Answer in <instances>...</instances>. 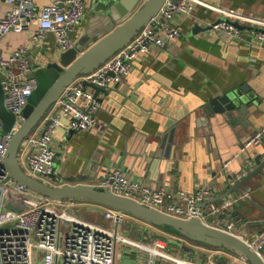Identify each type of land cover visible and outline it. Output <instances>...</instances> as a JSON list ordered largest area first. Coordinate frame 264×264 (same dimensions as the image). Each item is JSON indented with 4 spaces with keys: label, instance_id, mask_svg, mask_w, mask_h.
<instances>
[{
    "label": "crops",
    "instance_id": "1",
    "mask_svg": "<svg viewBox=\"0 0 264 264\" xmlns=\"http://www.w3.org/2000/svg\"><path fill=\"white\" fill-rule=\"evenodd\" d=\"M204 1L264 18V0ZM47 2L35 0L38 8ZM111 2L87 0L83 23L72 34L75 43ZM7 10L8 5L0 0V18ZM222 17L226 16L204 6L178 17L181 33L169 50L153 49L139 56L131 75L119 86L99 93L101 108L91 130H71L64 120L53 140L55 166L64 178L59 186L104 188L109 170L119 167L152 188L165 186L191 193L208 187L213 200L221 203L232 182L256 168L257 158L264 160V143L241 150L245 139L264 124V45L255 40L253 28L241 23H237L240 37L207 29L209 23ZM36 27L33 21L30 31L10 33L0 44L5 56L21 44L30 45L29 57L38 76L60 51L53 33L45 42L33 43L31 32ZM226 93L240 94L244 113L237 111L229 118L226 113L212 112V101ZM240 188L264 208V170ZM229 196L241 195L234 192ZM79 208L90 213L82 215L76 209L78 217L110 227L102 207L85 204ZM227 212L220 222L235 221V233L256 245L264 233V224H257L264 222V212L240 197ZM207 222L213 225L214 217L207 216ZM131 223L142 233L133 238L121 232L117 247L122 259L118 264H143L152 245V235L144 236L151 225L133 218ZM183 246L179 244L176 254L171 252V257L161 260L169 264L207 263L204 252L192 263L183 254L190 249ZM259 249L264 256V245ZM219 264L235 263L223 256Z\"/></svg>",
    "mask_w": 264,
    "mask_h": 264
},
{
    "label": "built area",
    "instance_id": "2",
    "mask_svg": "<svg viewBox=\"0 0 264 264\" xmlns=\"http://www.w3.org/2000/svg\"><path fill=\"white\" fill-rule=\"evenodd\" d=\"M4 1L8 10L0 18V43L10 33L30 31L31 22L35 21L37 27L31 32L33 43L45 42L47 35L53 33L60 52L74 46L72 34L83 23L87 0H48L41 8L37 7L35 0ZM198 6L226 16L209 23L208 30L240 37L241 30L237 23H241L253 28L256 32L255 40L264 45V18L241 14L204 0H165L160 11L127 45L97 69L80 75L65 88L24 145L21 160L26 171L34 178L60 185L64 178L55 166V132L63 125L64 120L68 121L71 130H91L101 108L100 102L94 96V90L85 82L108 89L119 86L124 78L131 75L134 62L139 56L149 54L153 49H170L181 33L177 18L194 13ZM29 50L30 45L21 44L5 56L0 44V80L5 96L4 106L15 116L9 132H1L0 121V264H118L122 259L117 247L121 237L118 230L128 219V215L103 208L104 217L111 224L110 227H101L78 217L76 209L90 203L74 199L60 201L43 197L44 203L24 212L10 210L5 206L16 191L36 195L24 184L9 178L5 167V156L13 133L18 130L20 121L23 120V110L38 88V78L29 57ZM39 128L40 133L36 134ZM263 143L264 124L245 139L241 150L245 151ZM103 187L178 218H198L208 223L207 216L212 215L213 226L231 233L237 230L235 221L224 220L221 223L223 219L220 216L227 217V211L238 201V197L243 199L242 196H228L221 203H217L208 187H200L191 193L170 190L165 186L152 188L119 167L109 170ZM203 203H206L205 208L201 207ZM53 208L58 212H54ZM62 228L67 231L64 233ZM181 238V241L176 238L174 240L180 242V245L184 242L193 247L183 254L189 260L195 258L197 261L199 257L194 249L205 245H192L187 239ZM175 241L169 240L168 243ZM153 243L143 264H158L159 258L171 257L165 250V241L156 240ZM257 244L253 247L264 258L259 249L264 245V233ZM209 249L212 251H206V264H219L223 256L231 255L226 249ZM240 260L244 258L240 256Z\"/></svg>",
    "mask_w": 264,
    "mask_h": 264
},
{
    "label": "water",
    "instance_id": "3",
    "mask_svg": "<svg viewBox=\"0 0 264 264\" xmlns=\"http://www.w3.org/2000/svg\"><path fill=\"white\" fill-rule=\"evenodd\" d=\"M105 5L103 13L95 17V24L88 29L74 46L59 52L53 61L47 63L38 77V88L31 96L22 113L18 130L13 133L5 156V167L8 177L24 184L35 194L16 191L6 202V208L24 212L44 203L43 197L63 201L74 199L87 202L102 208L122 212L128 217L154 227H164L173 230L174 234L183 237L194 244L226 249L244 258L248 264H264V258L246 238L231 233L223 228L210 225L198 218L183 219L162 212L124 196L117 195L108 188H97L88 184L54 185L31 176L21 160L24 145L29 136L40 124L45 114L54 103L80 75L88 74L111 58L117 51L127 45L141 28L162 8L165 0H111ZM94 90L98 98L104 87L85 82ZM240 95V94H239ZM237 93H226L212 101V112L226 113L230 118L239 111L244 113L242 98ZM4 91L0 84V121L1 132H9L15 116L4 106ZM256 168L241 178L235 179L229 192L221 199L236 192L243 199L250 201L264 212V208L251 200L241 186L264 170V160L256 159ZM206 203L201 204L205 208ZM207 214V213H205ZM243 219H245L243 217ZM248 221L247 219H245ZM247 223V222H246ZM252 224L249 222V225ZM263 225L264 222H258ZM188 250V247H185Z\"/></svg>",
    "mask_w": 264,
    "mask_h": 264
},
{
    "label": "rangeland",
    "instance_id": "4",
    "mask_svg": "<svg viewBox=\"0 0 264 264\" xmlns=\"http://www.w3.org/2000/svg\"><path fill=\"white\" fill-rule=\"evenodd\" d=\"M38 78V77H37ZM108 89V88H106ZM253 147V146H252ZM8 195L6 196V199H7ZM54 212H58V210L56 209H52ZM77 210H79L82 215H86V214H89L90 212H88L87 210H84V208H78ZM88 218V217H87ZM134 220V219H133ZM132 222V218L131 219H128L127 221L123 222L118 230L119 233H121V231H124L126 235H129V237H133V238H136V236H141V229H138L134 226H132L131 223ZM135 222V221H134ZM63 232L65 233L67 230H65L64 228H62ZM148 232L145 233L144 236H148V233H150L152 235V241L151 243L154 245V241L156 240H163L167 243V248L165 249L166 252L171 255L170 253L171 252H174V254L177 253V248L176 246H174L173 244L171 243H168L169 240L171 241H175L174 238L178 239V240H182L181 237L177 236V235H174V234H170V233H166L164 231H162L161 229L157 228V227H154V226H150L148 227ZM136 235V236H135ZM162 236H165L166 238L168 239H163ZM184 244V246L188 247L190 250H192L193 247L189 246V245H186V243L184 242H181ZM190 243V242H189ZM191 244V243H190ZM194 245V244H192ZM208 247V248H206ZM209 248H216V247H209V246H199L197 249H194L195 250V254L198 256V257H201L202 253L204 252V256H207L205 251L207 250H210L212 251V249H209ZM186 253H188V251H186ZM148 255V254H147ZM227 258V261L229 262H234L235 264H248L247 262L245 261H241L240 260V257L239 256H236V255H228V256H225ZM159 261H161L162 264H169V261H165V260H161V258L158 259ZM192 263L196 262L195 261V258H192ZM205 261H208V257L206 258Z\"/></svg>",
    "mask_w": 264,
    "mask_h": 264
},
{
    "label": "trees",
    "instance_id": "5",
    "mask_svg": "<svg viewBox=\"0 0 264 264\" xmlns=\"http://www.w3.org/2000/svg\"><path fill=\"white\" fill-rule=\"evenodd\" d=\"M221 218H225L226 217V215H221L220 216ZM157 228H159V229H161L162 231H164V232H166V233H170V234H174V232H173V230L172 229H170V228H164V227H157ZM175 235V234H174ZM163 237V239H168V238H166L165 236H162ZM173 243V245H176V246H178L180 243L179 242H172ZM171 243V244H172Z\"/></svg>",
    "mask_w": 264,
    "mask_h": 264
},
{
    "label": "flooded vegetation",
    "instance_id": "6",
    "mask_svg": "<svg viewBox=\"0 0 264 264\" xmlns=\"http://www.w3.org/2000/svg\"><path fill=\"white\" fill-rule=\"evenodd\" d=\"M96 98V97H95ZM99 102H100V100L98 99V98H96ZM194 244V243H193Z\"/></svg>",
    "mask_w": 264,
    "mask_h": 264
},
{
    "label": "clouds",
    "instance_id": "7",
    "mask_svg": "<svg viewBox=\"0 0 264 264\" xmlns=\"http://www.w3.org/2000/svg\"><path fill=\"white\" fill-rule=\"evenodd\" d=\"M206 246V245H205Z\"/></svg>",
    "mask_w": 264,
    "mask_h": 264
}]
</instances>
